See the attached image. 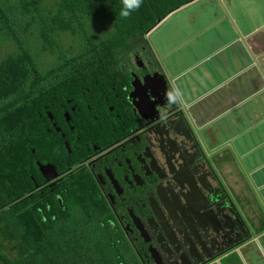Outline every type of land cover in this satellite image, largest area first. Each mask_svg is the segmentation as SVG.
Returning a JSON list of instances; mask_svg holds the SVG:
<instances>
[{"label":"flooded vegetation","instance_id":"1","mask_svg":"<svg viewBox=\"0 0 264 264\" xmlns=\"http://www.w3.org/2000/svg\"><path fill=\"white\" fill-rule=\"evenodd\" d=\"M158 73L151 50L136 48L104 75L48 77L68 84L40 114L55 146L35 160L34 188L59 197L83 174L140 264H205L251 228L223 181L220 146L169 101Z\"/></svg>","mask_w":264,"mask_h":264},{"label":"trees","instance_id":"2","mask_svg":"<svg viewBox=\"0 0 264 264\" xmlns=\"http://www.w3.org/2000/svg\"><path fill=\"white\" fill-rule=\"evenodd\" d=\"M188 1L143 0L123 18L122 0H0V264H140L83 174L59 197L34 188L35 160L55 146L40 114L68 84L48 77L107 74L149 50L145 33ZM99 19L110 27L93 35Z\"/></svg>","mask_w":264,"mask_h":264},{"label":"crops","instance_id":"3","mask_svg":"<svg viewBox=\"0 0 264 264\" xmlns=\"http://www.w3.org/2000/svg\"><path fill=\"white\" fill-rule=\"evenodd\" d=\"M145 37L174 94L180 93L181 106L190 109V122L201 127L206 139L222 148L224 140L228 146L247 127L251 147L264 146V0H190L165 14ZM227 163L219 162L220 170L226 169L221 173L225 184ZM257 163L254 173L263 174L264 161ZM260 222L248 224L255 232L248 238L258 237L264 248ZM262 247L260 252L222 251L214 259L258 264L264 262Z\"/></svg>","mask_w":264,"mask_h":264},{"label":"rangeland","instance_id":"4","mask_svg":"<svg viewBox=\"0 0 264 264\" xmlns=\"http://www.w3.org/2000/svg\"><path fill=\"white\" fill-rule=\"evenodd\" d=\"M90 26H92V24ZM109 27H110V21L108 19L95 20L92 27L93 28L92 33L93 35H99V34L102 35L107 30L106 28ZM184 110L190 111V109H188L187 107H185ZM247 123H248V119H247ZM263 125L264 122L262 123V126ZM246 129L247 127L244 129V132L242 133L238 132L237 133L238 136L236 137V139H234L233 141L230 140L228 146L226 145L225 140L222 142L223 147L220 148L219 159L220 161L221 160L228 161V163L225 164L227 167V173H225L226 177L224 176V178L228 183L226 184L227 187L229 188V190L231 189L230 191H232L233 193L232 198L235 201L239 200V202L243 204V205L241 204V208L245 209L244 213L246 216L244 215V217L246 221H248V224L258 225L260 220L264 221V197H263L264 173L263 174L260 172H258V174L254 173L255 171L254 169L258 167L256 165H258L257 162L260 160V158H262V161H264V151H263L264 146L259 147L258 145L257 146L254 145V147H251L250 134H252V132H250L251 129L248 131H246ZM220 172L224 173L226 172V169L224 170V172H222L221 170ZM236 175L242 176L243 179L238 180V177ZM248 237H246V240L244 238L240 240L238 243H235L233 246L231 245L222 251L226 252L229 250L228 254H235L234 252L241 253V250H250V249L260 252L261 249L260 247L263 246L262 242L259 241L260 239H258V237H251V238ZM262 249L264 252L263 247ZM220 260H222L223 262V259L215 260L214 258H212L209 262L213 261V263L211 262L212 264H221ZM258 264H264V262L261 261L258 262Z\"/></svg>","mask_w":264,"mask_h":264},{"label":"clouds","instance_id":"5","mask_svg":"<svg viewBox=\"0 0 264 264\" xmlns=\"http://www.w3.org/2000/svg\"><path fill=\"white\" fill-rule=\"evenodd\" d=\"M143 3V0H122L123 7L121 9L120 15L123 18H128L132 12L138 10ZM180 95L179 92H176L175 95L170 91L167 93V97L170 102H176V98ZM253 232V231H251ZM253 233H251L252 235ZM250 235V236H251ZM249 236V237H250Z\"/></svg>","mask_w":264,"mask_h":264},{"label":"water","instance_id":"6","mask_svg":"<svg viewBox=\"0 0 264 264\" xmlns=\"http://www.w3.org/2000/svg\"><path fill=\"white\" fill-rule=\"evenodd\" d=\"M159 74V76L161 77V80H162V82L163 83H165V85H166V78H165V76H164V74L163 73H158ZM39 165V170L41 171V172H44V168H46V165L45 164H38ZM47 178H48V176H47ZM248 230V229H247ZM251 235V231L250 230H248V234L246 235V237H248V236H250ZM245 237V238H246Z\"/></svg>","mask_w":264,"mask_h":264}]
</instances>
